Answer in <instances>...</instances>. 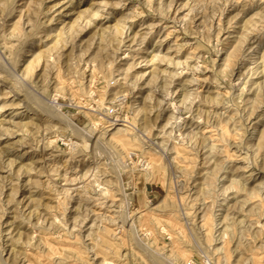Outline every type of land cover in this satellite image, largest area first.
<instances>
[{
	"label": "rangeland",
	"instance_id": "1",
	"mask_svg": "<svg viewBox=\"0 0 264 264\" xmlns=\"http://www.w3.org/2000/svg\"><path fill=\"white\" fill-rule=\"evenodd\" d=\"M263 54L264 0H0V264H264Z\"/></svg>",
	"mask_w": 264,
	"mask_h": 264
},
{
	"label": "bare ground",
	"instance_id": "2",
	"mask_svg": "<svg viewBox=\"0 0 264 264\" xmlns=\"http://www.w3.org/2000/svg\"><path fill=\"white\" fill-rule=\"evenodd\" d=\"M263 55H264V54H263ZM173 62H174V61H173ZM171 64H172V63H171ZM171 71H172V70H171ZM171 71H170V72H171ZM166 72H167V71H166ZM170 72H169V73H170ZM169 75H170V74H169ZM172 78H173V77H172ZM174 78H175V77H174ZM171 80H172V79H171ZM250 83H251V82H250ZM261 85H262V84H261ZM219 95H220V94H219ZM250 102H251V101H250ZM218 104H219V103H218ZM217 111H218V110H217ZM242 118H243V117H242ZM64 120H65V122H67L66 119H64ZM67 120H68V119H67ZM68 123H69V125H71V127H72L71 122H68ZM66 125H67V124H66ZM124 125H125V124H124ZM124 125H123V128H124V127H126V128L128 127V126H124ZM69 127H70V126H69ZM234 127H235V126H234ZM72 128H73V127H72ZM123 128H120V127H119V128H118V132H117L118 134H115V133H114V136L112 135V138H115L116 141H117V140H118V141H121V138L124 137L122 134H127V135L131 134V133L129 132L128 129H126V128L123 129ZM130 128H131V127H130ZM76 129H77V128H76ZM224 130H225V129H224ZM261 130H262V129H261ZM120 131H121V132H120ZM115 132H116V131H115ZM123 132H124V133H123ZM224 133H225V131H224ZM238 134H239V133H238ZM110 135H111V134H110ZM219 135H220V134H219ZM223 135H224V134H223ZM227 135H228V134H227ZM227 135H225V137H226ZM205 139H206V138H205ZM98 140H99V139H98ZM236 144H237V143H236ZM238 144H239V142H238ZM211 155H212V154H211ZM214 159H215V158H214ZM149 162H150V161H149ZM131 163H133V162H131ZM136 164H137V162H136ZM145 164H146L147 167L149 166L148 168H150L151 165H149L148 161H147ZM227 165H228V164H227ZM185 168H187V167H185ZM226 170H227V169H226ZM212 173H213V172H212ZM223 176H224V175H223ZM241 186H242V185H241ZM108 189H109V188H107V190H108ZM108 191H109V190H108ZM249 191H250V190H249ZM226 193H227V192H226ZM232 193H233V192H232ZM250 193H252V192H250ZM250 193H249V194H250ZM110 194H111V193H110ZM234 194H235V193H234ZM241 198H242V197H241ZM237 199H238V198H237ZM243 203H244V202H243ZM130 208H131V207H130ZM255 212H256V211H255ZM241 218H242V217H241ZM203 219H204V218H203ZM237 219H238V218H237ZM242 219H243V218H242ZM240 221H241V220H240ZM228 228H229V227H228ZM231 237H232V236H231ZM243 239H244V238H243Z\"/></svg>",
	"mask_w": 264,
	"mask_h": 264
},
{
	"label": "built area",
	"instance_id": "3",
	"mask_svg": "<svg viewBox=\"0 0 264 264\" xmlns=\"http://www.w3.org/2000/svg\"><path fill=\"white\" fill-rule=\"evenodd\" d=\"M106 115L110 118L113 119L114 121H118V115H117V111L115 109V107H109L106 110ZM145 162V161H144ZM143 162V164L145 165V163Z\"/></svg>",
	"mask_w": 264,
	"mask_h": 264
}]
</instances>
